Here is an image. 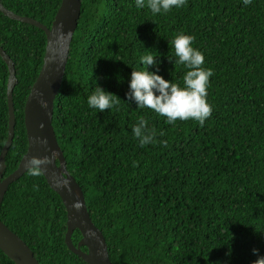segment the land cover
<instances>
[{
	"label": "trees",
	"instance_id": "trees-1",
	"mask_svg": "<svg viewBox=\"0 0 264 264\" xmlns=\"http://www.w3.org/2000/svg\"><path fill=\"white\" fill-rule=\"evenodd\" d=\"M0 3L50 27L61 0ZM180 32L195 36L204 67L214 72L207 96L213 111L203 126L169 125L125 96L145 54L157 56L159 75L182 85L186 69L167 59ZM45 45L43 30L0 11V46L18 80L4 177L27 150L24 106ZM7 80L0 56V152L8 133ZM97 85L120 104L90 109L87 97ZM140 117L163 131L157 138L168 141L166 148L139 147L131 129ZM52 125L112 264H253L254 248L264 254V0L247 7L242 0H187L155 16L134 0H81ZM0 220L41 264H88L66 246L65 207L43 174L26 172L9 185ZM80 238L76 229L74 245ZM0 264L15 263L0 249Z\"/></svg>",
	"mask_w": 264,
	"mask_h": 264
},
{
	"label": "water",
	"instance_id": "water-1",
	"mask_svg": "<svg viewBox=\"0 0 264 264\" xmlns=\"http://www.w3.org/2000/svg\"><path fill=\"white\" fill-rule=\"evenodd\" d=\"M81 0H61L50 27L29 16L16 14L0 3V11L7 17L31 24L43 30L46 36L43 63L28 93L24 106V124L27 150L16 169L3 176L5 158L14 138L15 114L13 89L17 84L15 65L0 46V56L8 68L7 103L8 133L0 152V207L9 185L27 172L31 157H51L52 162L44 168L43 176L49 186L60 196L66 211L65 244L70 251L88 264H112L102 231L96 227L88 213L81 186L66 168L63 151L58 144L52 125L54 100L61 87L69 56L70 44L77 27ZM41 101L46 107H41ZM79 230L81 238L74 245L72 234ZM85 246L86 250H82ZM0 249L15 264H41L30 247L0 220Z\"/></svg>",
	"mask_w": 264,
	"mask_h": 264
},
{
	"label": "clouds",
	"instance_id": "clouds-1",
	"mask_svg": "<svg viewBox=\"0 0 264 264\" xmlns=\"http://www.w3.org/2000/svg\"><path fill=\"white\" fill-rule=\"evenodd\" d=\"M134 2L137 9L147 8L153 16L166 14L173 9L183 8L187 4V0H134ZM242 3L247 7L253 3V0H242ZM194 40L195 36L184 32L177 33L171 40L174 51L173 55L167 59L170 63L177 66L182 65L186 69L182 77V85L159 75V60L155 58L157 56L145 54L140 57L144 68L131 71L128 90L125 93L127 102L164 117L165 123L169 125H175L178 120H193L203 126L213 111L212 105L207 101V96L210 78L214 72L212 68L204 67L205 56L201 50L193 46ZM149 66L156 70L150 71ZM120 100L117 95L97 85L88 95L87 105L90 109L103 112L119 105ZM41 107H46L44 101H41ZM131 131L141 148L152 144H159L165 148L168 146L166 139L157 138L164 136L163 131L157 133L155 128L149 127L148 121L143 117L138 118ZM51 162V157L29 158L28 175L41 176L44 171L42 166ZM252 251L256 256L253 264H264V254H260L255 248Z\"/></svg>",
	"mask_w": 264,
	"mask_h": 264
}]
</instances>
